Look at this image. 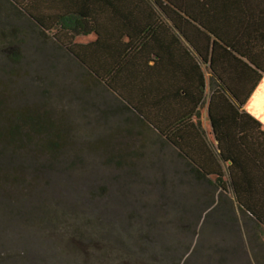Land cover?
Masks as SVG:
<instances>
[{"label": "rangeland", "instance_id": "1", "mask_svg": "<svg viewBox=\"0 0 264 264\" xmlns=\"http://www.w3.org/2000/svg\"><path fill=\"white\" fill-rule=\"evenodd\" d=\"M0 110V264H264L233 194L5 0ZM18 110L57 128L55 153L41 135L12 145L2 114Z\"/></svg>", "mask_w": 264, "mask_h": 264}, {"label": "trees", "instance_id": "2", "mask_svg": "<svg viewBox=\"0 0 264 264\" xmlns=\"http://www.w3.org/2000/svg\"><path fill=\"white\" fill-rule=\"evenodd\" d=\"M5 1L156 130L198 179L214 177L223 192H231L264 232V129L242 108L264 73V0ZM167 19L218 79L208 101L216 143L193 120L206 97L200 68L174 89L165 81ZM89 34L91 41L75 40ZM2 115L12 145L41 135L38 147L58 149L57 128L44 117L26 110Z\"/></svg>", "mask_w": 264, "mask_h": 264}, {"label": "crops", "instance_id": "3", "mask_svg": "<svg viewBox=\"0 0 264 264\" xmlns=\"http://www.w3.org/2000/svg\"><path fill=\"white\" fill-rule=\"evenodd\" d=\"M167 21L168 24L166 25V27H164V33H165L164 47L169 48L171 55L169 56L170 60H168V66H167L168 69L165 70V72H169V74L166 75L165 81L166 83H168L169 88L172 87L174 89L176 81L177 84L179 82L178 80H180V82L182 83V79H183L185 82V78L187 77L189 71L197 72V68L198 67L200 68L202 78L203 80H205V84H203L202 90L205 91L206 97L205 100H203L201 106H199L198 108L200 113L199 117L195 115L193 116V120L194 121L199 120L201 122L202 130L204 131L205 136L207 137V140L211 143H216L208 115V101L210 95L213 92V87L218 84V79L214 77L213 72L210 68V64L208 62H204L203 58L197 53V51L194 49V47L188 41V39L185 36H183V34H181V32H179L177 28L174 25H172L168 19ZM81 36H91L92 38L86 41H78V42H88L95 38V36L92 34L81 35ZM170 48L172 49V51ZM153 63L154 62H150V64ZM194 80H196L195 84L197 85L198 77H195ZM183 93L184 92L180 90V95H182ZM172 103L173 102H170V104ZM242 108L251 115H253L256 119H258L262 125V128L264 129V73L262 79L257 84L251 96L242 106ZM130 112L133 113L132 111ZM134 115L137 117L136 114ZM203 115L206 118L205 120ZM151 129L158 134V132L154 130L152 127ZM158 136L161 137L159 134Z\"/></svg>", "mask_w": 264, "mask_h": 264}]
</instances>
